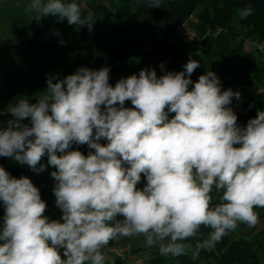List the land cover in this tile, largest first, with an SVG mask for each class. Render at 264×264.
Segmentation results:
<instances>
[{
	"label": "clouds",
	"instance_id": "obj_1",
	"mask_svg": "<svg viewBox=\"0 0 264 264\" xmlns=\"http://www.w3.org/2000/svg\"><path fill=\"white\" fill-rule=\"evenodd\" d=\"M24 10L90 31L94 21L74 0H30ZM252 12L248 6L238 15L243 20ZM199 66L190 58L184 71L159 77L142 69L114 86L108 67L81 68L57 82L49 78L36 103L16 98L7 108L12 118L0 123V157L42 172L45 166L37 165L47 154L62 216L50 220L32 181L0 166V264H106L103 249L131 236H143L161 256L191 252L196 259L240 224H259L264 110L241 127L229 107L240 93L222 91L212 71L193 83ZM73 144L94 151L70 150ZM202 227L211 231L193 245Z\"/></svg>",
	"mask_w": 264,
	"mask_h": 264
},
{
	"label": "trees",
	"instance_id": "obj_2",
	"mask_svg": "<svg viewBox=\"0 0 264 264\" xmlns=\"http://www.w3.org/2000/svg\"><path fill=\"white\" fill-rule=\"evenodd\" d=\"M74 2L84 15L93 14L91 31L87 25H76L87 38L85 44L77 40L61 43L58 38L54 42L44 41L43 34L50 38L56 28L67 23V18L60 20L52 15H48V22L37 28L39 32L35 38L11 47H4L0 40V123L12 118L2 105L16 102V98L25 94L45 91L49 78L57 82L81 68L99 70L108 67L109 83L114 86L119 76L126 75L128 67L137 76L142 69H154L157 75H164L169 71H184L183 66L190 58L199 61L200 65L190 77L193 83L200 75L212 71L218 77L222 91L231 89L240 93L239 99L232 98L229 107L236 113L241 127L255 118L258 110H264V94L252 96L246 90L264 85V52L258 48L264 46V0H160V6L152 8L149 0ZM248 6L253 12L241 20L238 10ZM103 19L114 22L101 24ZM186 23L200 38L198 43L192 44L185 35L182 26ZM174 115L169 113V119ZM70 150H79L85 155L93 151L87 145L76 144ZM40 165H44L45 170L36 172L12 158L0 157V166L12 177L26 176L32 181L46 202L45 215L50 220H59L62 211L55 203V180L51 176L56 169L48 165L47 154L37 167ZM145 184L146 179L142 176L138 187L143 188ZM216 196L213 192V204L218 202ZM257 211L261 222L249 232H243L248 227L240 224L211 251L201 250L196 259L189 252L172 261L180 258L181 264H211V260L216 264H264V209ZM4 214V205L0 201V227ZM210 231L202 227L197 237L189 242L194 245L197 239H207ZM120 238L122 241L127 239L118 237L110 242L111 246H115ZM146 250L133 248L131 253L138 255ZM151 261L169 262L161 257Z\"/></svg>",
	"mask_w": 264,
	"mask_h": 264
},
{
	"label": "rangeland",
	"instance_id": "obj_3",
	"mask_svg": "<svg viewBox=\"0 0 264 264\" xmlns=\"http://www.w3.org/2000/svg\"><path fill=\"white\" fill-rule=\"evenodd\" d=\"M107 1V0H105ZM30 2V0H0V40L1 44L4 47H11L16 46L22 42H26L31 38H35L38 35L40 25L42 26L46 21L48 22V16L42 17L39 20L36 19L35 13H26L24 8L27 6V4ZM82 8L85 9V4L82 5ZM113 20H102L101 24L109 23L112 24ZM54 25V24H53ZM41 34V33H40ZM43 40L46 42H54L55 38H58L59 40L63 42H71L74 40H77L80 44L86 43V37L84 34L80 33L76 27V25H69L68 22L65 24L64 27L56 28L53 31L52 36L47 37L45 34H43ZM19 50H22V48H19ZM191 49L190 51H192ZM126 75H121L118 77L116 82L120 80L121 78H127L130 75H133L132 69L129 67L125 69ZM161 75H157L159 77ZM115 82V84H116ZM114 84V85H115ZM37 94H25L24 97L29 98L30 103H36L37 102ZM39 95V94H38ZM15 103V102H13ZM13 103H7L2 105L5 109L9 107L10 104ZM125 107H132L131 102L127 101L125 103ZM102 144H106L107 141L102 139L100 141ZM94 151V150H93ZM261 229V228H259ZM250 231V228H246L243 232L247 233ZM129 239V242L127 241ZM115 246H120L124 248H129V254L131 253V249H143L148 250L144 252H139L137 256L133 259L134 264H160L156 261H151L156 258H165L169 262L162 264H181L180 258L175 259L172 261L174 257H164L161 256L159 253L155 254L158 249L157 247H148L145 243L143 236H131L127 237L126 240H121L117 242ZM134 256H131L133 258ZM179 259V260H178ZM262 260L264 262V255L262 257ZM132 263V264H133ZM211 264H216L214 260L210 261Z\"/></svg>",
	"mask_w": 264,
	"mask_h": 264
},
{
	"label": "built area",
	"instance_id": "obj_4",
	"mask_svg": "<svg viewBox=\"0 0 264 264\" xmlns=\"http://www.w3.org/2000/svg\"><path fill=\"white\" fill-rule=\"evenodd\" d=\"M182 29L184 30L185 35L188 37L189 41L194 44L198 43L200 38L197 36L196 32L193 31L189 25L186 23L182 26ZM260 51L264 52V46L258 47ZM246 90L252 95V96H258L261 94H264V85L261 88H246ZM129 248H124L120 246H111L109 243L104 249V253L107 256L106 264H132V258L129 254Z\"/></svg>",
	"mask_w": 264,
	"mask_h": 264
},
{
	"label": "crops",
	"instance_id": "obj_5",
	"mask_svg": "<svg viewBox=\"0 0 264 264\" xmlns=\"http://www.w3.org/2000/svg\"><path fill=\"white\" fill-rule=\"evenodd\" d=\"M132 249H133V248H132ZM132 249H131V250H132ZM138 249H139V248H138ZM146 249H148V248H146ZM155 250H157L155 254H158V253H159L158 249H155ZM130 255H131V256H134V257L131 259V260H132V263H133V262H134L133 259H134L135 256H137V255H132V254H130ZM133 264H134V263H133Z\"/></svg>",
	"mask_w": 264,
	"mask_h": 264
}]
</instances>
